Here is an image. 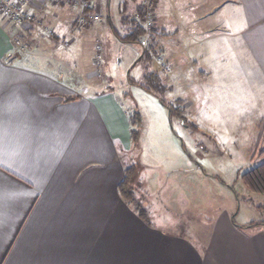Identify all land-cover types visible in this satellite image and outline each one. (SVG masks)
Returning a JSON list of instances; mask_svg holds the SVG:
<instances>
[{"label":"crops","instance_id":"crops-1","mask_svg":"<svg viewBox=\"0 0 264 264\" xmlns=\"http://www.w3.org/2000/svg\"><path fill=\"white\" fill-rule=\"evenodd\" d=\"M154 5L159 45L175 65L197 64L206 76L209 58L220 60V40L232 39L243 74L233 68L220 85L253 97L256 114L242 126H256L264 116V0ZM29 10L38 23L13 25L0 13V264H264L251 237L257 225L237 226L232 214L210 219L204 235L177 223L160 230L134 196L148 223L138 216L119 190L129 140L122 103L98 89L92 67L70 72L86 32L76 21L81 8L33 0Z\"/></svg>","mask_w":264,"mask_h":264},{"label":"rangeland","instance_id":"rangeland-1","mask_svg":"<svg viewBox=\"0 0 264 264\" xmlns=\"http://www.w3.org/2000/svg\"><path fill=\"white\" fill-rule=\"evenodd\" d=\"M91 1H96L94 11L100 19L87 27L78 25L86 32L82 41L76 43L79 62L70 65V72L77 77L79 66L92 67L91 80L98 89L111 91L122 103L129 123V140L121 147L120 157L125 168H134L129 189L148 205L150 216H158L160 222L155 226L167 231L179 225L178 229L182 226L184 232L194 230L193 234L204 235L210 230L208 221L218 214L235 215L234 220L243 226L252 220L264 221V194L248 191L239 179L241 172L264 160V152H260L264 151V130L259 135L257 127L264 116L256 121V126L243 127L244 120L256 114L252 112L255 100L252 96L244 98L245 91L237 94L220 85L223 80L228 81L229 75L233 78V68L243 74V64L236 67L232 60L242 54L232 39L220 40V60L210 57L211 66L206 72H211L203 77L197 64L178 66L169 62L159 45L161 34L150 29L154 22L145 27L144 19L138 16L140 7L155 8V0ZM59 4L64 3L54 5ZM221 6L225 8L227 3ZM122 17L134 19L146 30L140 36L142 47L152 38L155 47L151 60L140 58L141 46L113 33L112 28L121 35L129 31V23L125 24ZM223 33L227 37L229 30ZM62 43L59 39V51L65 48ZM96 45L100 46L98 50ZM66 49L74 48L71 45ZM97 53L99 62L95 58ZM148 71L159 75L166 86L165 102L178 107L181 116L175 111L169 116L168 107L159 101L158 94L146 89ZM132 129L136 138L131 135ZM156 185L157 191L153 188ZM156 201L164 207L156 210ZM255 227L258 232L247 231L256 238L252 240L257 241V255L264 262V225Z\"/></svg>","mask_w":264,"mask_h":264},{"label":"trees","instance_id":"trees-1","mask_svg":"<svg viewBox=\"0 0 264 264\" xmlns=\"http://www.w3.org/2000/svg\"><path fill=\"white\" fill-rule=\"evenodd\" d=\"M137 13H138V16L141 17V14H142L141 7L140 9H138ZM121 20L125 22V24L129 23V31L125 35H121L114 28H112L113 33L120 39L127 40V41H130L134 44L141 46L140 36L146 33V30L141 26L139 22L135 21L134 19L122 17ZM150 29L151 31H155V28L153 26ZM154 47H155V43L153 42L152 38H150V42L148 43L147 46L145 47L141 46L140 58L151 60V55L153 54L152 50L154 51ZM145 77L147 78L149 82V85H148L149 87L147 86L146 89L148 91L158 94L159 101L164 106L168 107L169 116H171L173 111L178 112L177 114H179L180 112H179L178 107H176L174 104L170 105L165 102L163 96L166 91V86L161 82L159 75L155 71H148ZM181 114L182 113H180L179 116H181ZM180 119H182V121L184 120L182 117H180ZM132 123L134 124L135 122L132 120ZM257 127L259 129V132H260L259 135H260L263 132L262 130H264V117L258 121ZM131 135L132 137L136 138L137 133L134 129L131 130ZM260 152L262 154L264 151H260ZM134 172L135 171L132 165L124 168V177L119 186V190H120L121 195L124 197V199H126L129 203H132L134 205V208L137 211L138 216L142 218L143 221L148 223L146 209L135 199L134 195L131 193L129 189L128 184L132 180L134 176ZM239 179L242 182V184L247 188L248 191L264 194V160L250 167L249 169L243 171L239 175ZM234 216L235 215H231L232 222L237 226H243V225H238L235 222ZM254 225H264V221H253L252 220V221H249L247 224H245V227L254 226Z\"/></svg>","mask_w":264,"mask_h":264},{"label":"built area","instance_id":"built-area-1","mask_svg":"<svg viewBox=\"0 0 264 264\" xmlns=\"http://www.w3.org/2000/svg\"><path fill=\"white\" fill-rule=\"evenodd\" d=\"M33 0H0V13L5 21L12 23L13 25L21 26L25 23H37L34 15L30 12L29 8ZM49 3H64L69 4L74 7H80L81 13L76 17L78 25L84 27L90 26L100 19V15L97 11H94L97 5L91 0H45ZM87 10V11H85ZM155 8L148 7L146 10H142L141 19L143 18L145 27H149L154 22ZM88 23V24H86ZM92 23V24H89ZM18 41H16L17 43ZM27 45L23 44L21 49H26ZM99 45H96V49H99ZM99 53V51H98ZM97 53L96 60L100 58V55ZM9 59H12V56H8ZM99 62V59L97 60Z\"/></svg>","mask_w":264,"mask_h":264}]
</instances>
